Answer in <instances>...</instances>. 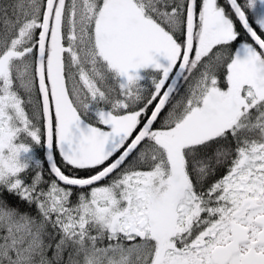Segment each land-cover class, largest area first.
<instances>
[{"label": "snow or ice", "instance_id": "6c2138e0", "mask_svg": "<svg viewBox=\"0 0 264 264\" xmlns=\"http://www.w3.org/2000/svg\"><path fill=\"white\" fill-rule=\"evenodd\" d=\"M0 264H264V0H0Z\"/></svg>", "mask_w": 264, "mask_h": 264}]
</instances>
